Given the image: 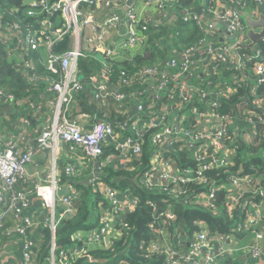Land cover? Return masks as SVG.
<instances>
[{
	"label": "built area",
	"instance_id": "1",
	"mask_svg": "<svg viewBox=\"0 0 264 264\" xmlns=\"http://www.w3.org/2000/svg\"><path fill=\"white\" fill-rule=\"evenodd\" d=\"M166 1L23 0L24 13L40 17L39 25L27 31L23 30L22 21L6 19L4 13L0 16V27L4 33L1 41L6 47V51L0 53V73L10 65L20 69L28 82L37 83L43 77L38 65L43 63L47 70L59 76L57 79L52 76L44 79L49 83L46 94L51 99L48 105L32 98L23 101L28 108L46 111L41 114L45 122L37 143L53 151L67 143L80 159L93 158L96 161L94 175L88 184L97 187L99 182L102 190H97L95 194L104 197V200L97 201L96 225L74 231L71 234L72 244L59 247L56 230L62 215L58 206L73 204L79 193L74 184H61L56 169H53L48 181L36 183L30 192L13 188L19 178L29 180L27 166L37 153L29 142H25L24 127L28 128L29 120L24 117L20 132L0 149V229L11 213L21 217L6 232L18 239L6 245L0 243V254L6 255L20 248L23 264H36L35 251L39 245L22 237L31 225L30 219L24 220L23 211L31 206L29 198L33 195L48 210L42 228L50 229L52 240L50 258L45 264H69L72 259L90 256L91 248H110L130 229L125 216L136 209L140 198L132 185L122 189L109 185L101 173L107 165L119 159L123 170H131L132 159H141L150 137L155 148L150 163L137 175V180L138 184L156 193H169L165 207L147 200L155 208L151 220L155 238L150 250L165 254L163 264H181V261L184 264H222L217 262V257L226 249L229 248L233 254L241 253L240 247L228 242L233 232L252 234L249 252L253 258L264 257V170L261 173H245V163L242 162L228 177L210 180L206 175L209 170H218L234 162L237 155L250 159L253 152L249 149L260 142H255L254 138L261 136L264 139V97L255 100L252 106L256 111L249 110L242 119L219 108L223 97L235 93L233 83L238 81L234 74L225 75L222 68L239 71L250 68L259 82L264 81V46L261 47L260 43L252 52L233 51L236 44L223 39L213 25L216 22L225 25L236 36L237 42L247 45L248 26L238 16L237 9H247L257 16L260 11L264 12V0H256L255 6L249 7H240L234 0H211L212 6L193 7L180 12L169 11ZM98 2L104 3L109 10L101 19L95 14ZM153 8H159L161 16L164 19L168 17L169 21L181 15L184 23H196L205 36L182 52L175 50L177 56H171L161 67L146 66L132 76L122 71L119 76L121 84L128 85L133 79H138L145 86L128 95L122 91V85H117L108 76L106 58H121L125 53L140 50L150 38L143 35L144 32L170 24L160 23L151 12ZM196 9H201L203 18ZM11 12L13 14L14 10ZM67 36L71 37V49L62 54L55 53V44ZM94 48L103 51V57L99 59L103 67L102 78L95 74L86 78L80 68V59L89 56L83 50ZM252 60L256 62L249 66ZM258 87L255 84V90ZM81 94L84 99L79 103L83 109L88 108L85 113L90 118L89 130H84L83 124L74 115V103ZM81 101L87 107L84 108ZM23 103L20 102L21 105ZM6 104L19 105L13 95L0 87V124L1 110ZM98 112L103 116L99 117ZM112 112H115V118H112ZM20 115L24 114L20 111ZM256 119L261 126L257 125ZM125 130H128L127 135ZM110 141L115 145V152L106 154L105 146ZM254 156H258L261 165H264V151ZM181 158L184 164L178 162ZM249 166L250 169L255 167L254 164ZM63 168L58 169V173H66L68 177L80 171L78 165L69 162ZM192 184L196 185L194 190L189 188ZM198 189L204 190V193L200 194ZM220 191L225 192L226 204L229 203L231 208L229 212H244V218L235 224V229L225 236L212 238L205 219H199L195 222L197 227L174 232V236L178 237L183 232L195 233L197 242L191 246V252L174 247L167 236L172 220L176 219L172 201L179 199L174 197L185 200L194 194L195 201L200 205L215 208L213 200ZM211 199V202L208 201ZM90 261L95 263L98 260L90 256ZM101 263L136 264L121 256L105 259Z\"/></svg>",
	"mask_w": 264,
	"mask_h": 264
},
{
	"label": "trees",
	"instance_id": "2",
	"mask_svg": "<svg viewBox=\"0 0 264 264\" xmlns=\"http://www.w3.org/2000/svg\"><path fill=\"white\" fill-rule=\"evenodd\" d=\"M55 1V0H54ZM237 1L238 6L240 7H249L255 6L256 0H234ZM23 0H0V16L4 13L5 18L9 20L17 19L22 21L23 30H31L39 25L38 16H28L24 13ZM199 5V6H198ZM204 5H213L211 0H167L166 8L169 11L180 12L185 9H192L195 6L202 7ZM11 10H14L12 14ZM154 15L162 13V11L157 8H153L151 11ZM181 15H177L173 25L165 24L160 26L157 29H150L147 32H144L143 35H148L150 38L146 42V46L142 47L138 51H133L132 54L125 53V56L121 58H110L107 57L106 61L108 63V76L110 79L115 82L117 85H122V91L126 94L131 95L137 90L144 89L145 86L141 83V80L133 79V82L126 85L121 84L119 76L122 71L126 72L129 76L134 75L133 73L139 69H142L146 66H155L161 67L164 63L173 55L177 56V53H174L175 50L182 52L185 48L190 45L196 44L204 36L205 33L201 31L196 23L192 25L186 24L180 18ZM30 25L31 27H29ZM261 47L264 46V41L261 42ZM72 47L71 37L67 36L60 42H57L53 47V51L57 54H62L66 51H69ZM84 53H88V57L83 58L91 59L90 65H80L82 73L87 78L89 74L99 75L100 78L103 76V67H101L99 59L103 57V51L97 48L93 50H83ZM239 52H252L251 48H241ZM256 60H252L249 63V66H252ZM80 64V61H79ZM38 69L42 72L43 77L37 83L28 82L25 78L24 73L20 69H14L13 67H5L3 72L7 75L6 79L0 81V87H4L5 91L9 95H13L19 105H15V109L20 116L18 118H24L29 114H44L45 110L35 111L32 108H28L26 103H23L26 99L32 98L42 103V105H48V101L51 99L50 96H46L44 99H41L42 95L46 93L49 83L44 79L46 76H52L58 78V74H54L51 71L47 70L43 63L38 65ZM225 75L234 74L237 82L233 83V88L235 93H232L229 96L223 97L220 101V111L225 113H231L238 118L242 119L245 117V114L252 109L256 111L255 107L252 106L253 102L257 99L264 97V81L259 82L255 73L251 71L250 68H245L242 71L224 67L222 68ZM119 81V82H118ZM255 84H258L259 87L255 90ZM78 102L84 99V96L78 98ZM23 103L22 105L20 104ZM84 108L87 107L84 101H81ZM88 108H85L87 110ZM20 111L24 115H20ZM50 111V108H48ZM92 113H95L94 111ZM99 117L103 116L100 112L97 113ZM112 118H115V112H112ZM110 119V118H109ZM257 125L261 126V123L256 119ZM115 124V123H114ZM120 126L118 123H116ZM120 132V131H119ZM124 133L127 135L128 130H125ZM148 137V144L145 148V153L139 160L132 159V169L129 171L123 170L121 167H117L116 164H109L104 168V171L101 175L105 178L109 185L116 186L120 189L126 187L127 185H132L135 193L140 198V203L136 209L128 213L125 216V221L130 225V229L126 230L123 237L119 238L112 243L110 248L95 247L91 248L89 255L98 261L91 263L90 256L79 257L72 259L69 264H102L101 262L108 258H113L121 256L126 258L136 264H163L165 260V254L152 252L150 250L152 242L155 238V234L151 230V220L155 214V208L147 203L148 199H151L159 207L166 206V199H169V193H156L155 191L146 188L144 185L135 184L130 180H122L119 183H115V179L120 175H129L137 176L140 175L144 169L148 166L151 161V155L154 150V145L151 144V141ZM254 139L260 141L252 146L249 149L250 152H253L250 159L245 160L243 157L238 155L234 159V162H230L228 165L221 169L209 170L206 172L207 178L210 180H217L220 178L228 177L233 171L237 170V167L243 162L244 167L243 171L245 173L258 172L261 173L264 170V165H261V160L256 154L262 153L264 151V139L261 136H257ZM106 154L115 152V145L112 141L108 142L105 146ZM250 154V153H249ZM254 156V157H253ZM130 158H128L129 160ZM92 161V166H94L93 158H84L81 161L86 164L88 161ZM180 164H184V159H179ZM250 164H254V168L250 169ZM192 165L195 166V163ZM64 171V168H63ZM80 171L72 177H68L66 173L61 175L63 183H72L77 188L79 193L78 198L73 202V204H61L60 205V215H63L61 219V225L57 227L56 230V240L59 247H67L72 244L73 239L71 234L83 227L95 226L97 223V201L104 200V197H97L95 192L97 190L101 191L102 186L98 182L99 186L95 187L92 184L84 179H80ZM131 176V177H132ZM13 188L19 191L30 192L33 190L34 185L24 178H19ZM191 190L196 188V185H189ZM199 193H204V190H199ZM196 192V191H195ZM34 196V195H33ZM179 200L172 201L174 212L176 214V219L172 220L173 225L168 229V238L171 239V244L174 247H179L183 252H191V246L195 244L196 236L195 233L183 232L180 237L174 236L175 230H184L187 227H197L195 222L199 219H205L209 229L211 231L212 238H216L219 235H227L232 230L235 229V224L241 221L244 218V212L240 210L229 212L230 204H226L225 192L220 191L215 199L212 201L215 208L211 206L204 207L200 205L195 200V195L192 194L185 200L182 198H176ZM207 205V203H205ZM68 216V217H67ZM21 217L17 216L15 213H11L6 220V224L0 229V240L1 245H6L10 242L16 241L17 236L12 234L8 235L6 232L11 228L15 222H19ZM262 220L264 225V203H263V212ZM157 228L155 227V230ZM44 236V240L41 241L38 245V248L35 251L36 264H45L46 260L50 258V247L52 235L50 229H44V232H41ZM241 233L233 232L232 238L228 239V242L233 243V237L238 236ZM182 243V245H179ZM264 250V248H263ZM221 261L222 264H264V257L259 259L258 262L254 263L248 259L243 260L239 255L233 254V252L228 248L225 252L218 255L217 262ZM181 264H184L181 261ZM189 264V263H186Z\"/></svg>",
	"mask_w": 264,
	"mask_h": 264
},
{
	"label": "crops",
	"instance_id": "3",
	"mask_svg": "<svg viewBox=\"0 0 264 264\" xmlns=\"http://www.w3.org/2000/svg\"><path fill=\"white\" fill-rule=\"evenodd\" d=\"M142 1L143 0H137V2L139 3ZM198 6H195V8H199ZM108 12L109 10L106 9L104 3L98 2V8L95 12L97 18H103ZM157 15L158 21L160 23L161 21L162 23L170 22V24L173 25L175 22V19L169 21L168 17H165L164 19L160 14ZM57 20L58 19H56V21ZM3 35L4 33L2 32L0 27V53H4L6 51V47L1 41V37ZM6 77L7 75L3 71H1L0 81L6 79ZM46 96V93L43 94L41 99H44ZM15 108L16 107L13 104H6L1 110L2 123L0 124V149H3L5 144L9 140H11L14 135L20 132L19 129L21 130L23 127V118L20 119L18 118L20 116H16V113L18 112L17 110H19V108H17V110ZM131 111H133V109H131ZM74 115L76 116L78 121L83 124L84 130L90 129V126L88 125V123L90 122V118H88L85 113V109H83V107L78 101H75L74 103ZM27 117L29 120V124L28 128L24 127L26 133L25 142H29V145L37 150V153L35 154L32 162L27 166L26 170V174L30 183L35 186L36 183H41L46 180L48 181V178L51 176L53 169H56V175L58 180H60L61 184H64L61 181V173H58V169L62 170V168L68 162L71 164L73 163L78 165L80 168V179H85L88 182L90 178L94 175L95 165H91L92 161L89 160L86 164H84L81 159L75 154V152L70 149V145L67 143L61 144V146L56 151H53L51 148L40 147L37 143V137L41 132L43 128V123L45 121L41 118L40 113L34 115L32 113L27 115ZM93 162L96 163L95 160H93ZM114 164H116L117 167H122L120 159L115 161ZM29 202L31 206L25 211H23V217L24 220L30 219L31 225L22 237L25 238V240L34 241L36 243L35 245H37L44 240V236H42L41 232H44L42 226L45 221V217L48 213V210L45 207L44 203L35 196L29 198ZM60 205L58 206L59 211ZM41 216L44 219L43 222H40L39 220V217ZM13 224H16V222ZM250 235L252 234H240L238 236L233 237L234 245L236 247H240L241 249V253L239 254L241 258L245 257L246 254L249 252V246H251L253 241V238L250 239ZM254 263L256 262L254 261ZM0 264H23V255L22 251H20V248L6 255H2L1 253Z\"/></svg>",
	"mask_w": 264,
	"mask_h": 264
},
{
	"label": "water",
	"instance_id": "4",
	"mask_svg": "<svg viewBox=\"0 0 264 264\" xmlns=\"http://www.w3.org/2000/svg\"><path fill=\"white\" fill-rule=\"evenodd\" d=\"M128 7H126L127 9ZM196 11L201 15L203 18L204 15L202 14L200 9H196ZM238 16L243 19L245 24L248 26L246 37L249 40L247 45H243L242 43L237 42V38L235 35L230 33L227 27L219 22L213 23L216 29L222 34L223 39H227L228 41L234 42L236 45L233 47V51L241 48H251L255 49L259 46V44L264 41V12L260 11L257 16H253L251 12L247 9H237ZM122 180H130L135 184H138L137 176H129V175H120L118 178L115 179V183H119ZM40 222H43V217H39ZM252 245V244H251ZM243 260H251L258 262L259 259L253 258L251 253L248 252L245 257H242ZM201 263H203V259H201Z\"/></svg>",
	"mask_w": 264,
	"mask_h": 264
},
{
	"label": "rangeland",
	"instance_id": "5",
	"mask_svg": "<svg viewBox=\"0 0 264 264\" xmlns=\"http://www.w3.org/2000/svg\"><path fill=\"white\" fill-rule=\"evenodd\" d=\"M83 58H86V57H82V58L80 59V65H81V66H83V65H90V64H91V59H90V58H87V59H83ZM82 75H83V74H82ZM83 76H84V75H83ZM58 212H60V211L58 210ZM97 215H98V211H97ZM59 225H61V221H60ZM252 238H253V236L250 235V239H252ZM114 263H117V261L114 262Z\"/></svg>",
	"mask_w": 264,
	"mask_h": 264
}]
</instances>
